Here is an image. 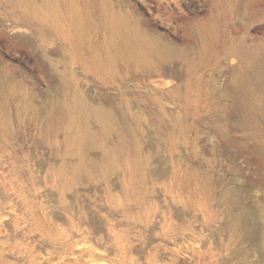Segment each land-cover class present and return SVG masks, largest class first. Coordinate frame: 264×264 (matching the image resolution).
<instances>
[{"label":"rangeland","instance_id":"1","mask_svg":"<svg viewBox=\"0 0 264 264\" xmlns=\"http://www.w3.org/2000/svg\"><path fill=\"white\" fill-rule=\"evenodd\" d=\"M0 264H264V0H0Z\"/></svg>","mask_w":264,"mask_h":264}]
</instances>
